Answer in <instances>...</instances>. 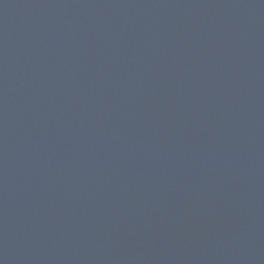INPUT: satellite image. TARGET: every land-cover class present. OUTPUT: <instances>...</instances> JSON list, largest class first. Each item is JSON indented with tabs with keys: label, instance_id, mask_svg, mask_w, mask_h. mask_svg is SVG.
<instances>
[{
	"label": "water",
	"instance_id": "1",
	"mask_svg": "<svg viewBox=\"0 0 264 264\" xmlns=\"http://www.w3.org/2000/svg\"><path fill=\"white\" fill-rule=\"evenodd\" d=\"M0 264H264V0H0Z\"/></svg>",
	"mask_w": 264,
	"mask_h": 264
}]
</instances>
